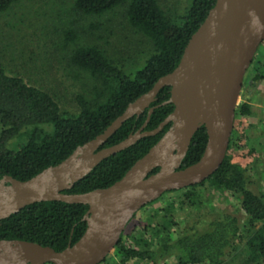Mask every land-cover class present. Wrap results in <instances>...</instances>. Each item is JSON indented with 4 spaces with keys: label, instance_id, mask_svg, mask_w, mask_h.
<instances>
[{
    "label": "trees",
    "instance_id": "1",
    "mask_svg": "<svg viewBox=\"0 0 264 264\" xmlns=\"http://www.w3.org/2000/svg\"><path fill=\"white\" fill-rule=\"evenodd\" d=\"M15 1L0 0V12L6 11ZM124 1L74 0L72 6L84 14L100 15ZM156 2L128 0L126 4L128 24L144 34L149 42V49L144 52L137 66L125 69L97 46L74 49L71 60L95 81L93 89L96 96L93 100L77 96L79 112L76 114L62 112L49 93L27 84L21 77L7 74L0 65V178L8 175L17 180H27L61 162L77 146L101 134L129 103L148 92L160 77L177 66L189 38L215 3L214 0H191L184 13L173 19ZM263 80L264 65H261L252 73L249 87ZM169 89H161L156 100L141 114L121 123L100 148L117 144L138 130L145 122L150 107L154 109L143 130L156 128L174 108L171 103L162 104L169 98ZM99 97L102 98L99 100ZM241 97L235 110V119L246 118L252 112L249 99L242 94ZM169 126L167 124L155 135L143 137L104 158L90 173L64 192L85 193L110 186L160 139ZM259 128L264 129V119ZM206 139V131L200 127L191 139L180 168L200 158ZM234 143L232 130L226 155L211 176L199 184L168 192H182L180 207L199 204L201 194L196 189L206 182L215 189L234 194L244 213V224L248 227L247 238L243 241V264H264V198L249 188L246 167L230 157L228 151L234 147ZM244 145V148L248 146ZM254 150L251 147L248 155ZM159 198L144 207L152 205ZM86 211V205L61 201L26 205L9 217L0 219V240L31 241L60 251L69 243L76 242L84 233L86 223L82 218ZM161 211L160 224L152 229L154 241L150 240L149 243L142 236L126 244L121 234L113 250V259L117 261L105 258L100 264H130L132 260L156 262L167 254L175 256L174 264H225V257L235 252L242 243L236 215L224 214L207 221L201 230H183L173 236L174 203H168ZM150 244L154 247L151 248Z\"/></svg>",
    "mask_w": 264,
    "mask_h": 264
},
{
    "label": "water",
    "instance_id": "2",
    "mask_svg": "<svg viewBox=\"0 0 264 264\" xmlns=\"http://www.w3.org/2000/svg\"><path fill=\"white\" fill-rule=\"evenodd\" d=\"M214 2L177 66L129 103L101 134L27 180L0 178V219L41 201L87 206L82 218L86 229L76 242L55 251L31 241L0 240V264H100L137 211L165 192L203 182L217 170L226 155L245 74L264 41V0ZM164 87L170 88V95L162 104L171 103L174 108L156 128L143 130L154 109L150 107L138 130L100 148L121 123L148 108ZM167 124L160 139L110 186L85 193L64 192L104 158L155 135ZM200 127L207 134L203 153L193 164L180 168Z\"/></svg>",
    "mask_w": 264,
    "mask_h": 264
},
{
    "label": "rangeland",
    "instance_id": "3",
    "mask_svg": "<svg viewBox=\"0 0 264 264\" xmlns=\"http://www.w3.org/2000/svg\"><path fill=\"white\" fill-rule=\"evenodd\" d=\"M73 1L16 0L6 11L0 12V65L7 74L21 77L27 84L49 93L61 111L67 114L79 112L77 96L86 100L96 97L93 89L95 81L71 60L74 49L97 46L125 69L137 66L149 49L145 35L127 22L125 11L128 0L100 15L75 10ZM156 1L164 13L174 19L179 17L176 15L184 13L191 0ZM261 65H264V41L245 74L241 90V94L253 104L254 110L246 118L233 119L235 143L228 153L233 161H239L246 167L249 188L264 198V129L259 128L264 119V80L254 87L248 84L252 73ZM241 94L238 104L242 100ZM244 144L248 146L244 148ZM251 147L255 150L248 155ZM196 190L201 197L200 203L195 206L180 207L182 192H168L162 194L157 202L137 211L122 233L126 244L142 236L149 243L150 240L154 241L152 229L160 224V214L163 215L161 208L164 209L171 202L174 203L173 236L183 230H201L207 221L215 217L228 213L236 215L242 243L235 252L225 257V264H243V241L247 238L248 227L244 224L245 216L237 197L228 191L215 189L207 182ZM150 247L154 245L150 244ZM106 258L117 261L113 259V251ZM175 262V256L167 254L156 262L132 260L129 263Z\"/></svg>",
    "mask_w": 264,
    "mask_h": 264
},
{
    "label": "crops",
    "instance_id": "4",
    "mask_svg": "<svg viewBox=\"0 0 264 264\" xmlns=\"http://www.w3.org/2000/svg\"><path fill=\"white\" fill-rule=\"evenodd\" d=\"M250 103V105H251V110H252V112H251V114L253 113V110H254V108H253V104L251 103V102H249Z\"/></svg>",
    "mask_w": 264,
    "mask_h": 264
}]
</instances>
